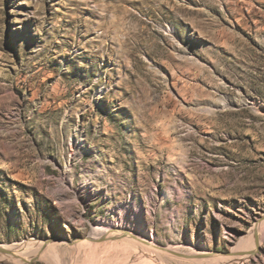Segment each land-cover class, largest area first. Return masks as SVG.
Here are the masks:
<instances>
[{
    "label": "rangeland",
    "instance_id": "rangeland-1",
    "mask_svg": "<svg viewBox=\"0 0 264 264\" xmlns=\"http://www.w3.org/2000/svg\"><path fill=\"white\" fill-rule=\"evenodd\" d=\"M133 212L153 264H264V0H0V264Z\"/></svg>",
    "mask_w": 264,
    "mask_h": 264
},
{
    "label": "bare ground",
    "instance_id": "bare-ground-1",
    "mask_svg": "<svg viewBox=\"0 0 264 264\" xmlns=\"http://www.w3.org/2000/svg\"><path fill=\"white\" fill-rule=\"evenodd\" d=\"M225 105H227L225 102L222 103V106ZM202 108L203 110L210 109L206 106ZM73 138L74 143L71 151L77 153L79 152L80 140L83 138L81 131L76 130ZM254 235H257V240L264 236V216L256 223ZM256 239L254 241H256ZM154 242V233L147 232L142 223L140 214L133 212L131 215H122L120 220L117 221L102 219L93 225L92 231L89 233L88 237L77 243L81 245L79 248L80 255L82 254L81 256L84 257L83 261H85V263L88 262L87 264H97L96 260L98 258L104 255L107 257V255L109 256L111 254L116 258L112 261L109 260L108 264H153L150 262V256L154 249ZM35 243L36 242H34L33 245ZM29 244H0V260L18 262L32 257L31 246L33 245L30 246ZM54 246L55 245L52 244L50 247L48 246L46 250L53 249ZM2 247H7L9 250ZM37 247H39V245ZM47 252L48 251H46V253ZM175 256L180 255L175 254Z\"/></svg>",
    "mask_w": 264,
    "mask_h": 264
},
{
    "label": "water",
    "instance_id": "water-1",
    "mask_svg": "<svg viewBox=\"0 0 264 264\" xmlns=\"http://www.w3.org/2000/svg\"><path fill=\"white\" fill-rule=\"evenodd\" d=\"M0 250H1V248H0Z\"/></svg>",
    "mask_w": 264,
    "mask_h": 264
}]
</instances>
